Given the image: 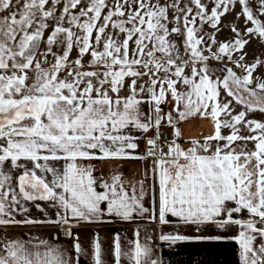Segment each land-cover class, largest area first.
Returning a JSON list of instances; mask_svg holds the SVG:
<instances>
[{
    "label": "snow or ice",
    "instance_id": "1",
    "mask_svg": "<svg viewBox=\"0 0 264 264\" xmlns=\"http://www.w3.org/2000/svg\"><path fill=\"white\" fill-rule=\"evenodd\" d=\"M254 3L0 0V226H67L80 253L73 221L147 214L198 232L234 228L233 236L160 239L232 240L239 264H264V119L254 116L264 115V77L254 76L264 60L246 63L245 52V37L264 40V0ZM237 4L243 34L232 25L233 38L218 41L221 18ZM194 118L209 119L212 133L185 148L179 124ZM141 140L147 147L138 152ZM115 159L150 161L147 191L143 179L119 173L98 182L87 162ZM30 206L44 219L31 218ZM139 236L122 252L115 234L114 264L122 255L161 264ZM0 264L70 261L47 239L0 234ZM94 264H104L98 235Z\"/></svg>",
    "mask_w": 264,
    "mask_h": 264
},
{
    "label": "crops",
    "instance_id": "2",
    "mask_svg": "<svg viewBox=\"0 0 264 264\" xmlns=\"http://www.w3.org/2000/svg\"><path fill=\"white\" fill-rule=\"evenodd\" d=\"M182 132V144L187 148L190 145L188 140L196 138L202 139L203 136L212 133V123L209 119L194 118L190 121H181L179 124ZM171 131L172 129L169 128ZM153 133L149 132L151 136ZM139 135V133H137ZM147 145L144 140L139 141L138 152H143ZM93 166V175L97 177L98 182L110 180L113 173L122 174L125 181L133 184L143 179L145 181V190L151 179L149 171L151 167L150 161L146 160H91L88 161ZM139 187L138 185H136ZM98 190H100L98 188ZM42 206L44 202H38ZM145 206H149V198L145 197ZM47 212L55 213V210L46 208ZM245 218L247 214H242ZM41 219V218H40ZM175 220V218H173ZM72 228V232L78 237L82 251L76 253L72 237L64 235L67 226L43 224L41 225H12L0 226V234H6L9 238L28 239L29 237H39L47 239L50 244L57 246L63 251L70 264H76L79 257V264H94V243L98 235L102 248V260L104 264H114L113 243L116 233L121 237L122 252H128L133 247V241L137 239L136 231L139 230V239L141 243H147L153 248V254L157 257L161 264H239L238 245L227 239L221 240H196L190 239L186 241H178L176 243L162 241L160 236L162 233L180 234L190 237L196 236H233L236 234L235 229L225 230L215 228L211 225L205 226L201 231H196V226L184 225L175 222L169 225H160L158 221L153 222L147 219V214L143 217L134 214L131 220L125 221L120 217L112 215L105 216L96 222H79ZM39 231L35 232V231ZM50 231L56 234V237H49ZM58 233H60L58 235ZM121 264H133L127 257L121 258Z\"/></svg>",
    "mask_w": 264,
    "mask_h": 264
},
{
    "label": "rangeland",
    "instance_id": "3",
    "mask_svg": "<svg viewBox=\"0 0 264 264\" xmlns=\"http://www.w3.org/2000/svg\"><path fill=\"white\" fill-rule=\"evenodd\" d=\"M253 7L255 9V3L253 0ZM240 11V6L237 4L236 8L234 11L226 14L224 17L221 18V31L217 33V40L218 41H227L231 38H233L234 34L230 30V26L234 25L237 27L241 33L243 34L244 29H245V20L243 17H240L239 20L236 19V14ZM261 20H264V16L260 17ZM248 27H252L251 24L247 25ZM206 30L211 31L207 26ZM246 39H249V44L246 45L245 47V52H247V57H246V63H253L255 62L256 58L259 57L261 60H264V40L260 39L259 37L253 36L251 38L245 37ZM228 63L227 60L225 61H211V66L214 68H219L222 64ZM228 66H231L229 63ZM260 75L264 77V66L258 67L256 72L254 73V76ZM256 119H264V115L260 113H255L254 114ZM31 207V206H30ZM49 216L52 219V213H49ZM30 217L33 219H44V214L39 212L35 207H31V211L29 213ZM53 217L55 218V213H53ZM17 220L23 219L22 216L17 215L16 216ZM42 226V225H41ZM9 227H12V225H9ZM38 232L39 231H35ZM50 235L49 237H56V234L54 235L52 231L49 232ZM60 233H58L59 235Z\"/></svg>",
    "mask_w": 264,
    "mask_h": 264
},
{
    "label": "built area",
    "instance_id": "4",
    "mask_svg": "<svg viewBox=\"0 0 264 264\" xmlns=\"http://www.w3.org/2000/svg\"><path fill=\"white\" fill-rule=\"evenodd\" d=\"M161 131H162V132H165V133H167V134H169V135H170L171 132H172L168 127H165V128H163V129H161Z\"/></svg>",
    "mask_w": 264,
    "mask_h": 264
}]
</instances>
